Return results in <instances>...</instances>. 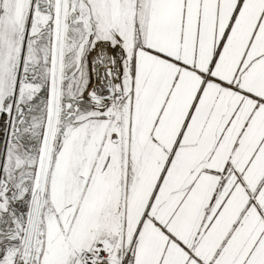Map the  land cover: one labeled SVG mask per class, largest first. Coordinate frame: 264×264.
Masks as SVG:
<instances>
[{"label":"snow or ice","instance_id":"6c2138e0","mask_svg":"<svg viewBox=\"0 0 264 264\" xmlns=\"http://www.w3.org/2000/svg\"><path fill=\"white\" fill-rule=\"evenodd\" d=\"M0 264H264V0H0Z\"/></svg>","mask_w":264,"mask_h":264}]
</instances>
